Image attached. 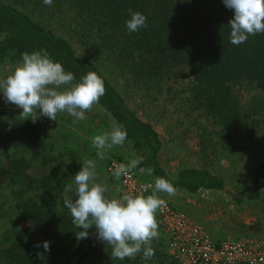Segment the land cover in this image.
Returning <instances> with one entry per match:
<instances>
[{"label": "trees", "instance_id": "1", "mask_svg": "<svg viewBox=\"0 0 264 264\" xmlns=\"http://www.w3.org/2000/svg\"><path fill=\"white\" fill-rule=\"evenodd\" d=\"M128 9L144 14L147 26L129 33ZM56 15L64 22V34L51 24L58 21ZM233 15L223 0H53L51 6L43 0H0V64L18 63L24 52L45 49L77 81L88 71L96 72L106 88L98 105L124 126L125 143L144 157L133 170L141 180V169L152 168V186L156 177H164L189 193L222 190L223 179L208 169L184 168L176 179L167 174L159 161L163 147L159 132L129 105L117 84L144 90L145 95L179 88L177 95L188 93L221 125L222 137L258 130L264 126V33L249 36L239 46L231 44L228 23ZM75 39L96 60L81 55ZM106 67L114 78L106 74ZM238 83L257 91L250 112L240 107L234 91ZM19 121L13 116L0 120V264H66L73 255L75 264H85L98 241L84 251L77 245L79 229L63 203L66 184L57 179L54 168L35 173L33 161L49 163L39 149L40 136L16 132ZM25 126L39 129L31 122ZM109 152L127 163L122 155ZM252 178L253 187L234 195L237 203L261 197L264 159L257 162ZM45 240L50 252L43 249Z\"/></svg>", "mask_w": 264, "mask_h": 264}, {"label": "rangeland", "instance_id": "2", "mask_svg": "<svg viewBox=\"0 0 264 264\" xmlns=\"http://www.w3.org/2000/svg\"><path fill=\"white\" fill-rule=\"evenodd\" d=\"M52 15L54 16V11ZM55 19L58 21L51 24L64 34L62 18L56 15ZM74 43L81 55L96 60V55L87 46L76 39ZM16 64H0V78L6 77ZM104 71L110 78H114L115 75L108 67L104 68ZM117 86L125 95L129 105L143 119L151 122L159 132L163 144L159 161L171 178L176 179L179 171L184 168H204L219 175L225 184L222 190H200L190 194L184 189L176 188L175 196L164 193L158 195L175 206L178 205L174 199H180L183 202L191 199L195 201L198 208L197 221H194L216 240L240 238L264 242V186L259 199L246 200L242 203L234 200L235 194L253 187L254 168L258 161L264 159L263 124L257 128L258 130L250 133L240 131L238 135L227 134L222 137L218 134L222 128L221 125L193 103L188 93L177 95L175 92L179 88L169 93L164 90L163 93L153 91L151 95H145L144 90L126 89L120 83ZM234 91L239 95L242 111L250 112L257 91L246 83L236 84ZM155 93L156 97H154ZM21 111L14 104L6 103L3 93H0V120H7L9 116H13L20 120L19 124L15 125L17 133L26 134L28 137L40 136L39 149L46 154V161L49 164L46 166L42 161H33L35 173H45L49 167L54 168L57 179L61 177V183L67 185L73 183V176L81 169L84 160L94 159L97 164L96 182L107 187L106 195L118 198L123 194L121 184L108 169L110 161L115 159L109 151L122 155L127 162L138 156L124 143L123 146H115L107 151L104 160L97 157L96 149L92 147V138L111 130V127L116 124L101 106L93 105L92 110L85 113L87 118L82 121H76L65 112L58 114L57 121L41 116L33 123L31 119L23 120V117L19 115ZM29 122L37 125L39 129L27 126L23 129V125ZM19 126L22 127L21 130ZM26 154L31 160V154L27 151ZM139 173L143 177L141 181L152 188L154 177L148 175L146 171ZM67 195L71 197L73 193L69 192ZM178 208L183 210L181 206ZM158 232L159 239L152 241L155 254L147 261L142 259V253L135 259L126 258L123 261L111 259V249L96 238L94 228L89 229L88 238L77 239V245L79 244L81 251H84L95 240L98 241L96 252L85 259V264H160V261L163 264H185L168 253L165 233L159 228ZM76 260V255H73L66 264H75Z\"/></svg>", "mask_w": 264, "mask_h": 264}, {"label": "clouds", "instance_id": "3", "mask_svg": "<svg viewBox=\"0 0 264 264\" xmlns=\"http://www.w3.org/2000/svg\"><path fill=\"white\" fill-rule=\"evenodd\" d=\"M51 6L53 0H43ZM225 7L233 10L230 19V43L236 46L246 42L249 36L264 33V0H223ZM130 19L125 20L129 33L147 26V17L139 11L128 9ZM0 93L6 103L14 104L22 111L23 120L33 123L43 116L57 121L59 113H67L76 121L85 120V113L98 104L106 94L104 80L94 71H88L78 81L74 73L66 71L60 62L54 61L47 50L24 52L11 72L0 78ZM127 130L122 124H114L111 130L92 138L100 160L115 146H123ZM144 160L135 157L112 169L119 181L129 175ZM96 160L86 159L73 176V183L65 186L63 203L71 214V222L77 231V239L89 237V229H95L96 238L111 249V259H135L142 253L144 261L154 256L152 241L159 239L156 212L165 200L158 194L176 195V188L164 177H156L151 194L137 195L124 191L117 197L106 195L105 185L96 182ZM152 175L153 169H141ZM117 191H121L117 189ZM73 193L71 197L67 193ZM75 197V199H73ZM43 249L50 252V242L43 241ZM36 247H40L37 243ZM41 257L42 253H38Z\"/></svg>", "mask_w": 264, "mask_h": 264}, {"label": "built area", "instance_id": "4", "mask_svg": "<svg viewBox=\"0 0 264 264\" xmlns=\"http://www.w3.org/2000/svg\"><path fill=\"white\" fill-rule=\"evenodd\" d=\"M124 163L112 159L109 171ZM124 191L147 196L152 190L134 171L121 177ZM165 200V199H164ZM158 228L167 235L166 248L169 254L185 264H264V242L227 238L216 240L195 222L190 215L165 200L156 212Z\"/></svg>", "mask_w": 264, "mask_h": 264}, {"label": "crops", "instance_id": "5", "mask_svg": "<svg viewBox=\"0 0 264 264\" xmlns=\"http://www.w3.org/2000/svg\"><path fill=\"white\" fill-rule=\"evenodd\" d=\"M195 193H197V192H195ZM190 194H194V193H190ZM174 200H175L174 202L176 203V205H178L179 207L181 206L183 208V210H185L186 212H188V214L190 215V217L193 220H196L197 219L196 212H197L198 206H197V203L195 201H192V199L190 201L188 200L189 202L188 201L183 202L180 199L179 200L174 199ZM164 235L167 238V235L166 234H164Z\"/></svg>", "mask_w": 264, "mask_h": 264}, {"label": "water", "instance_id": "6", "mask_svg": "<svg viewBox=\"0 0 264 264\" xmlns=\"http://www.w3.org/2000/svg\"><path fill=\"white\" fill-rule=\"evenodd\" d=\"M224 190H226V189H224Z\"/></svg>", "mask_w": 264, "mask_h": 264}]
</instances>
